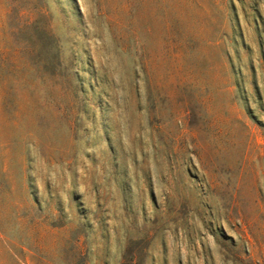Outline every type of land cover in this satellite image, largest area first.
Returning a JSON list of instances; mask_svg holds the SVG:
<instances>
[{"label": "rangeland", "instance_id": "374dc122", "mask_svg": "<svg viewBox=\"0 0 264 264\" xmlns=\"http://www.w3.org/2000/svg\"><path fill=\"white\" fill-rule=\"evenodd\" d=\"M0 264H264V0H0Z\"/></svg>", "mask_w": 264, "mask_h": 264}]
</instances>
